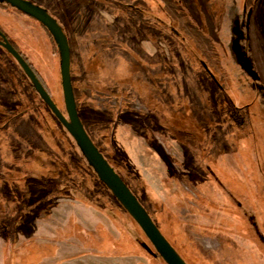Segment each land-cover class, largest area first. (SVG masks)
Wrapping results in <instances>:
<instances>
[{
    "label": "rangeland",
    "instance_id": "obj_1",
    "mask_svg": "<svg viewBox=\"0 0 264 264\" xmlns=\"http://www.w3.org/2000/svg\"><path fill=\"white\" fill-rule=\"evenodd\" d=\"M59 22L91 142L188 264H264V0H23ZM0 30L65 115L59 55ZM0 264H164L0 45Z\"/></svg>",
    "mask_w": 264,
    "mask_h": 264
},
{
    "label": "water",
    "instance_id": "obj_2",
    "mask_svg": "<svg viewBox=\"0 0 264 264\" xmlns=\"http://www.w3.org/2000/svg\"><path fill=\"white\" fill-rule=\"evenodd\" d=\"M11 6L19 9L24 14L32 17L42 24L53 36L59 53V68L61 76V87L63 101L67 118L58 110L52 102L48 93L42 87L36 78L34 72L26 64L25 60L16 52L6 39L0 42V45L16 60L24 73L32 82L34 89L40 95L42 100L47 104L61 124L72 133L74 141L81 151L82 155L88 160L90 166L110 189L114 198L121 204L127 213L133 218L145 236L151 242L157 253L161 256L166 264H185L182 259L173 250L170 244L165 240L161 232L151 221L144 208L140 205L136 197L124 184L122 179L114 169L103 158L90 138L83 129L78 117L72 85L70 78V54L66 36L61 27L48 14L35 8L23 0H5Z\"/></svg>",
    "mask_w": 264,
    "mask_h": 264
},
{
    "label": "trees",
    "instance_id": "obj_3",
    "mask_svg": "<svg viewBox=\"0 0 264 264\" xmlns=\"http://www.w3.org/2000/svg\"><path fill=\"white\" fill-rule=\"evenodd\" d=\"M35 20V19H34ZM40 24V23H39ZM60 27H61V25L59 24V22L57 23ZM43 28H44V30L47 32V34L52 38V40H53V42H54V44L56 45V42H55V40H54V38H53V36L51 35V33L42 25V24H40ZM61 29H62V27H61ZM64 32V31H63ZM65 34V33H64ZM65 36H66V34H65ZM11 46H12V48L16 51V52H18L17 50H16V48L12 45V44H10ZM56 48H57V45H56ZM6 51V50H5ZM7 52V51H6ZM57 52H58V48H57ZM8 53V52H7ZM19 53V52H18ZM9 54V53H8ZM20 54V53H19ZM58 55H59V53H58ZM11 56V55H10ZM14 59V58H13ZM15 60V59H14ZM16 61V60H15ZM26 62V61H25ZM17 63V62H16ZM18 64V63H17ZM26 64L30 67V65L26 62ZM19 65V64H18ZM20 67V66H19ZM21 68V67H20ZM60 69V68H59ZM21 70H22V68H21ZM23 71V70H22ZM23 73H24V71H23ZM25 74V73H24ZM25 76L27 77V75L25 74ZM28 78V77H27ZM60 78H61V76H60ZM29 79V78H28ZM29 81H30V79H29ZM30 84H31V86L33 87V89H34V86L32 85V82L30 81ZM43 87V86H42ZM35 90V89H34ZM45 91H46V89H45ZM35 92H36V90H35ZM47 92V91H46ZM37 93V92H36ZM38 94V93H37ZM48 95H49V93H48ZM38 96H39V98H41L40 97V95L38 94ZM49 97H50V95H49ZM74 97V96H73ZM51 98V97H50ZM42 99V98H41ZM51 100H52V98H51ZM52 102L54 103V101L52 100ZM74 102H75V99H74ZM42 103L45 105V106H47V104L42 100ZM55 104V103H54ZM55 106H56V104H55ZM75 106H76V104H75ZM48 107V106H47ZM57 107V106H56ZM49 108V107H48ZM50 109V108H49ZM64 109H65V106H64ZM59 110V109H58ZM60 111V110H59ZM61 112V111H60ZM62 113V112H61ZM63 114V113H62ZM65 118H67V114H66V111H65ZM75 142V141H74ZM76 144V143H75ZM76 147L78 148V146L76 145ZM78 150H79V148H78ZM80 151V150H79ZM81 152V151H80ZM81 155H82V153H81ZM82 157H83V159H84V161L86 162V164H87V166L94 172V170L92 169V167L90 166V164H89V162H88V160L82 155ZM119 176V175H118ZM120 177V176H119ZM121 178V177H120ZM139 202V201H138ZM120 204V203H119ZM121 205V204H120ZM123 208V207H122ZM124 209V208H123ZM125 210V209H124ZM145 210V209H144ZM126 211V210H125ZM146 211V210H145ZM127 212V211H126ZM147 213V212H146ZM128 214V213H127ZM129 215V214H128ZM147 215L149 216V218L151 219V221L154 223V221L152 220V218L150 217V215L147 213ZM130 216V215H129ZM131 217V216H130ZM132 218V217H131ZM132 220H133V218H132ZM134 221V220H133ZM135 222V221H134ZM136 223V222H135ZM137 224V223H136ZM154 225L156 226V224L154 223ZM138 226V225H137ZM139 227V226H138ZM157 227V226H156ZM158 228V227H157ZM139 229H140V227H139ZM141 230V229H140ZM159 230V229H158ZM141 232L143 233V231L141 230ZM162 234V233H161ZM143 235H144V237L146 238V240L149 242V244L151 245V247L153 248V250H154V252H155V254L163 261V259L161 258V256L157 253V251L155 250V248L153 247V245L151 244V242L148 240V238L145 236V234L143 233ZM163 235V234H162ZM163 237L165 238V240L170 244V246L173 248V250L177 253V255L182 259V261L185 263V264H188L186 261H185V259L178 253V251L173 247V245L169 242V240L163 235ZM164 262V261H163ZM164 264H166L165 262H164Z\"/></svg>",
    "mask_w": 264,
    "mask_h": 264
},
{
    "label": "flooded vegetation",
    "instance_id": "obj_4",
    "mask_svg": "<svg viewBox=\"0 0 264 264\" xmlns=\"http://www.w3.org/2000/svg\"><path fill=\"white\" fill-rule=\"evenodd\" d=\"M4 39H6L7 40V42L9 43V44H11L10 42H9V40L6 38V36L1 32V30H0V42H3V40ZM19 54V53H18ZM21 56V55H20ZM22 57V56H21ZM32 70V69H31ZM33 71V70H32ZM34 72V71H33ZM35 74V73H34ZM35 76H36V74H35ZM48 93V92H47Z\"/></svg>",
    "mask_w": 264,
    "mask_h": 264
}]
</instances>
